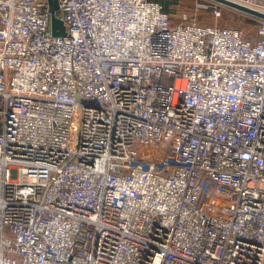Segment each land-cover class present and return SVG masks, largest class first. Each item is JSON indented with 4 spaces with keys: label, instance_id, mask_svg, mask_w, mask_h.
<instances>
[{
    "label": "built area",
    "instance_id": "2783aa9c",
    "mask_svg": "<svg viewBox=\"0 0 264 264\" xmlns=\"http://www.w3.org/2000/svg\"><path fill=\"white\" fill-rule=\"evenodd\" d=\"M57 3L0 0V264H264V20Z\"/></svg>",
    "mask_w": 264,
    "mask_h": 264
},
{
    "label": "rangeland",
    "instance_id": "374dc122",
    "mask_svg": "<svg viewBox=\"0 0 264 264\" xmlns=\"http://www.w3.org/2000/svg\"><path fill=\"white\" fill-rule=\"evenodd\" d=\"M169 11L171 20L178 21L179 16L185 13L198 23H216L230 28H238L244 36L252 38L255 35L258 18L207 0H159ZM207 6L206 9L203 6ZM220 12V17L212 14V9Z\"/></svg>",
    "mask_w": 264,
    "mask_h": 264
},
{
    "label": "water",
    "instance_id": "95a60500",
    "mask_svg": "<svg viewBox=\"0 0 264 264\" xmlns=\"http://www.w3.org/2000/svg\"><path fill=\"white\" fill-rule=\"evenodd\" d=\"M207 1H211L214 3L220 4V5H224L229 8L238 10L240 12L252 15L258 18L259 20H264V13L256 11L255 9L253 10V9L244 7L242 5H238L229 0H207ZM47 3L50 6V12H51V19H50L51 33L53 34L54 37L64 36L65 28H64L63 22L57 17H55L54 15V11L58 8L57 0H47Z\"/></svg>",
    "mask_w": 264,
    "mask_h": 264
},
{
    "label": "crops",
    "instance_id": "0c3cea01",
    "mask_svg": "<svg viewBox=\"0 0 264 264\" xmlns=\"http://www.w3.org/2000/svg\"><path fill=\"white\" fill-rule=\"evenodd\" d=\"M156 1L159 2L163 6L162 2H160L159 0H156ZM163 9L169 13V11L164 8V6H163Z\"/></svg>",
    "mask_w": 264,
    "mask_h": 264
}]
</instances>
